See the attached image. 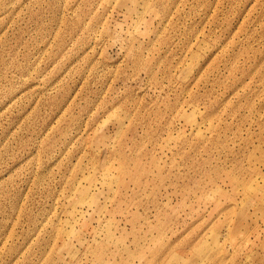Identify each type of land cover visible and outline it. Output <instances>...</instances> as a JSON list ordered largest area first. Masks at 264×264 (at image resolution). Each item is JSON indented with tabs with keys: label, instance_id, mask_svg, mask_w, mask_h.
Listing matches in <instances>:
<instances>
[{
	"label": "rangeland",
	"instance_id": "rangeland-1",
	"mask_svg": "<svg viewBox=\"0 0 264 264\" xmlns=\"http://www.w3.org/2000/svg\"><path fill=\"white\" fill-rule=\"evenodd\" d=\"M0 264H264V0H0Z\"/></svg>",
	"mask_w": 264,
	"mask_h": 264
}]
</instances>
